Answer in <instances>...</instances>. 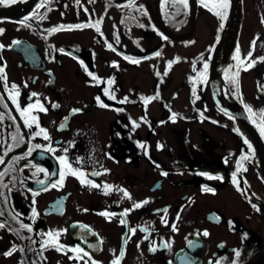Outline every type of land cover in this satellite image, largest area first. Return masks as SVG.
<instances>
[{
  "label": "flooded vegetation",
  "instance_id": "flooded-vegetation-1",
  "mask_svg": "<svg viewBox=\"0 0 264 264\" xmlns=\"http://www.w3.org/2000/svg\"><path fill=\"white\" fill-rule=\"evenodd\" d=\"M27 1L5 0L0 13L19 15ZM41 2L36 0L20 19L0 18V44L5 46L0 49V66H4L7 77L6 82L0 80V157L4 161L0 163V223L5 224L0 228V264H84L89 256L98 264H112L114 260L118 264H264L254 262L259 254L257 241L248 242L242 194L232 180L237 160L245 155L248 159L242 161V167L246 171L237 175L240 184L250 170L264 184V164L246 127L253 142L251 150L238 143L236 126L240 123L220 112L210 93L214 115L207 114V108H193L194 120L221 130L230 139L219 142L199 130L193 135L184 101L177 93H166L167 81L157 78L156 82L135 83L131 61H144L146 54L138 56L120 49L115 33L110 41L105 25L113 16L111 8L102 2L99 16L94 7L84 15L85 1L43 0L45 6L37 9ZM247 4H251V17L241 14L238 24L241 29L245 27L247 46L241 49L240 57L246 64L264 57V0H248ZM26 17H34L27 21L28 26L21 24ZM97 20L101 21L99 33ZM89 23L91 27H69ZM59 25L65 27L49 31ZM82 30L93 33L91 43L72 35ZM67 33L72 34L67 37ZM109 79L113 80L111 85ZM13 84L19 95L12 91ZM105 88L114 91L115 99L104 94ZM10 93L16 104L9 99ZM157 93L159 98L147 105L141 99L156 97ZM195 95L199 93L195 91ZM98 96L108 107L99 106ZM125 97L128 102H118ZM37 100L47 111L33 108L31 114L50 140L43 134L35 135L39 131L35 125L25 127L17 110V104L22 111ZM225 108L251 117L246 110L229 105ZM73 109L80 111L73 114ZM134 121L139 127L133 128ZM250 121L259 134L258 123L252 117ZM259 135L264 145V136ZM196 136L200 139H194ZM29 148L32 152L26 155ZM66 165L88 174L86 179L100 187L81 183L85 177L71 175ZM38 168L44 171L38 172ZM92 172L101 174L92 176ZM61 173L65 174L62 184L57 183ZM215 180L219 183L214 185ZM105 184L113 189L107 195ZM119 189L127 191L131 199ZM34 192L38 194L33 196ZM145 200L149 202L133 208ZM251 200L253 212L263 216L252 207L254 203L259 208L261 199L256 196ZM102 212L111 215L105 217ZM161 217L167 225L161 223ZM121 219L126 224H121ZM21 223L31 226L32 231L21 228ZM51 232L59 233L54 239L64 246L61 251L41 246L52 239L48 236ZM13 245L11 256L2 254ZM76 247L89 255L70 260V256L83 255L70 251Z\"/></svg>",
  "mask_w": 264,
  "mask_h": 264
},
{
  "label": "rangeland",
  "instance_id": "rangeland-1",
  "mask_svg": "<svg viewBox=\"0 0 264 264\" xmlns=\"http://www.w3.org/2000/svg\"><path fill=\"white\" fill-rule=\"evenodd\" d=\"M80 1L81 4L83 3L82 1H85L84 3L87 4V8L85 9H87V11L94 7L93 9L97 12V15L99 16L101 14L102 0H94V2H90V0ZM204 1H206L209 7H212L213 0ZM247 1L239 0V10L234 25L235 28L232 33L228 62L223 70L224 72L220 81L222 82V92L224 93V98L226 99V102L229 103V106H234L243 112L245 111V105L252 108L253 112L251 113V117L255 123H258L259 134H261L260 123L264 120V117L260 114L261 110L264 109V61L255 57L253 59V61H255L254 66L247 68V65L253 61L246 64L240 57V53L242 54V51L247 46V41L244 37L245 27L244 29H241V27H238V24L242 18L241 14L245 15L246 18L251 17V4H247ZM140 3H143L146 6L152 17L154 14V1L142 0ZM114 11L115 10H113L112 18L108 19V24L105 25V33H107L110 41L111 39H114L113 33H115L116 43H121L120 49L127 50L129 53L138 56L146 54L144 61L140 58H135L134 60H138L139 63H132L134 64V68L131 73L134 75L135 83L156 82L157 78V81H167L168 88L166 93H177L180 95V99H183L184 101L188 119H191L189 121V126L190 129L192 127L191 133L193 135H196L197 130H199L207 132L210 136L214 137L216 141H229L230 136L226 133L215 129L211 125H207L205 122L200 123L197 120H194L196 115L193 114V108H207V114L211 115V117L214 115L213 104L209 93L211 65L217 50L216 48L222 43V41L224 42L225 39L224 36L229 19L230 6L227 18L223 21L218 19L212 11L208 10V8L199 6L196 17V26L194 28L195 31L193 35L184 42H179L177 40L171 41L168 38L162 40L158 35L148 31L147 29H132L129 33L130 35L126 36V32L124 33V30L119 25L118 12ZM71 12L72 10L68 13ZM84 13V15H87V12L84 11ZM190 22L186 28L182 30L174 31L168 28L167 29L174 33H186L187 35L190 32ZM221 23H223L222 28ZM159 33L161 32L159 31ZM70 34L67 33V37H70ZM76 34L74 33L72 35L76 38L80 37L79 39L83 38V43L89 44V41L91 43L93 40V33L88 30H82L78 35ZM74 36L73 38L76 39ZM163 36L167 37L166 35ZM237 49H239V52H237ZM153 51L155 53L158 51L160 55L155 56L154 54L151 57H147V53L151 54ZM169 61H173V63L167 68L166 64ZM205 63L208 65L206 70L204 68ZM245 68H247V70H245ZM237 70H239V76L237 78L238 82L236 85H233L231 83V79L234 77ZM165 71H167V75L164 74ZM193 88H195V91L199 93L198 99L196 98V95L193 96L190 94ZM193 101L195 102L193 103ZM221 117L222 116H220V118ZM241 125L242 124H237L236 126L238 135L237 140L239 144L247 147L248 144H245V140H247L249 144H253V142L250 135H248L247 130L242 129ZM194 139H200V137L196 136ZM252 173L253 172L250 170L246 176L242 177L244 178L241 182L242 188H244L243 181H247V187L245 188L246 194H242V205L244 211L245 230L249 234L248 242L251 241L254 243V241H257L259 254L254 262H262L264 261V184H262L259 177L256 176L257 178H255ZM261 176L263 177L262 173ZM217 183H219V181L215 180L214 185ZM227 191L228 190L226 189L224 193L228 194L229 192ZM256 196L261 199L259 202V209L261 213H263V216L260 215V217L253 212L251 203L249 202Z\"/></svg>",
  "mask_w": 264,
  "mask_h": 264
},
{
  "label": "snow or ice",
  "instance_id": "snow-or-ice-1",
  "mask_svg": "<svg viewBox=\"0 0 264 264\" xmlns=\"http://www.w3.org/2000/svg\"><path fill=\"white\" fill-rule=\"evenodd\" d=\"M76 2L79 4L80 0H76ZM90 2H94V0H90ZM201 2L203 3V6H204V7L208 8L209 11H212L213 14L216 15L217 18L220 19L221 21H223L224 19L227 18V15H228V9H229V6H230V0H213V2H212V7H209V5H208L207 3L204 2V0H201ZM3 3H5V0H0V4H3ZM181 3H183L184 6L187 7L188 0H181ZM44 6H45V4H44V2H43V0H42V2H41L40 4L37 5V9H39V8H41V7H44ZM85 11L87 12V9H85ZM33 18H34V17H26L24 21H21V24H23L24 26H28V25H27V21H28L29 19H33ZM41 18H42V17H41ZM261 22L264 23V18H262ZM95 23H96V25H97V27H96V31L99 33V32H100V28H99L98 25L101 23V21H100V20H97ZM91 26H92V24L89 23V24H86V25H75V26H69V27H77V28H79V27H91ZM64 27H65V26H63V25H59V26H56V27L50 29L49 31H50V32H56V31H58V30H62ZM222 27H223V23H221V28H222ZM2 33H3V30L0 29V34H2ZM117 39H118V38H117ZM164 39H167V37H164ZM13 43H14V44H18V43H20V42H19V41H14ZM253 44H255V42H253ZM4 47H5L4 45L0 44V49H3ZM108 47H109L110 49H112L113 51H115V49L112 48V45H111V44H109ZM60 51H63V49H60ZM237 52H239V49H237ZM155 55H156V56H159L160 53H159V52H156ZM247 55L250 57V56H251V52H249ZM124 58H125V59H130V58L127 57V56H125ZM0 59H2V57H0ZM234 59H235V57H234ZM260 59H261V60H264V57H261ZM131 62H133V63H139L138 60H132ZM241 62H243V61H241ZM168 63H169V66H170V65L173 63V61H169ZM254 64H255V61H253L252 63L248 64V65H247V68H251V67H253ZM113 66H116L115 63L113 64ZM194 67H195V65H194ZM207 67H208V65H207V63H205V64H204V68H205V70L207 69ZM247 68H245V70H247ZM164 74L167 75V71H165ZM89 75H92V74L89 73ZM238 76H239V70H237V72L235 73L234 77L231 79V83H232L233 85H236V84H237V82H238V80H237ZM93 79H98V78L95 77V76H93ZM190 79H191V78H190ZM0 80H4L5 82L7 81V77H6L5 72H4V66H0ZM112 83H113V80L109 79V80H108V84L111 85ZM5 86H6V84H5ZM11 88H12V91L16 93V95H19V93L16 92V85H15V84H13V85L11 86ZM192 93H193V96H195V88L192 89ZM104 94L107 95L109 99H115L114 91L110 90V88H105V89H104ZM32 96L35 97V96H37V94H36V93H32ZM158 98H159V94L157 93V96H156V97H146V98H145V97H142L141 99L143 100L144 104L147 105L151 100H153V99H158ZM196 98L198 99V97H196ZM2 99H3V98L0 97V100H2ZM9 99H11L12 102H13L14 104H16L15 97H14L13 95H11V93L9 94ZM96 100H97V102L99 103V106H100V107H102V108H103V107H108V105H106V104L103 103V101L100 99L99 96L96 97ZM118 102H119V103H126V102H128V98L125 97L124 100H121V101H118ZM194 102H195V101H193V103H194ZM16 106H17V110L21 112V117L24 118V125H25V127L29 128V129H32L33 125H35V127H36L37 129H39V131L36 132L35 135L38 136V135H40V134H43V138H44L45 140H50V137L48 136L46 129H44V128H42V127L40 126V123H39V121H38V118H37L35 115H32V114H31L33 108H37L40 112H45V111H47V109L44 107V105L41 104V103L39 102V100H37L35 105H29L28 107L24 108L22 111L20 110V107H19L18 104H17ZM4 107H7V105L5 104ZM52 107H54V108H58L59 105H58V104H53ZM245 110L248 111L249 113H252V112H253L252 108H251L250 106H248V105H245ZM79 111H80V109H73V110H72V113L75 114V113H77V112H79ZM260 114H261L262 117H264V109L261 110V113H260ZM201 116H203V113H201ZM174 117H175V114H173V119H174ZM249 118L251 119V117H249ZM66 120H67V118H65V121H66ZM60 127L63 128V127H64V124H61ZM136 127H139V124L136 123V122L134 121V122H133V128H136ZM260 133H261L262 136H264V120H262L261 123H260ZM244 142H245V144H248V148H249V150H251V144H249L247 140H245ZM139 146H140V147H145V145H143V144H141V145H139ZM35 147H36V148H39L40 145L37 144V145H35ZM48 150H49V151H52V149H51L50 147H49ZM8 151H11V147L8 149ZM65 151H67V150H65ZM31 152H32V148H29L28 153H26V155H30ZM4 155H7V152H5ZM17 159H19V158H17ZM246 159H248L247 156H245V155H241V157L237 160L236 171H234V172L232 173V180H233V183H234V185L236 186L237 191H238V192H241V194H246V193H245V188L247 187V181H246V180L243 181L244 188H242V187H241V184H240V181L237 179V175H238V173L241 172V171H246V169H244V168L242 167V161H243V160H246ZM61 161L64 162V158H63V157H61ZM0 163H4L2 157H0ZM66 166H67L68 172H69L71 175H73V176L79 175L80 177H85L84 179L81 180V183H85V184L89 185V186L92 187V188H99V187H100V185L94 183L92 180H88V179H86V176H87L88 174H86V173H82V172H78V170L72 169L70 165H66ZM37 171H38V172H42V171H44V170L38 168ZM105 172H107L106 169H105ZM100 174H101V173H99V172H92V173H91L92 176H98V175H100ZM162 174H163V175H166L167 173H162ZM0 175H3V173H0ZM64 178H65V174H64V173H61V175H60V181H58L57 183H61V184H62V181H63ZM208 178H209V179H212L213 177H208ZM216 178L219 179L220 177H216ZM38 182H39L40 184H42V185L45 183L44 181H38ZM103 187H104V194H105V195H107L110 191L113 190V189H112V186L107 185V184H105ZM45 190H46V188H45ZM203 190H204V191H209V192L212 191V189H210V188H205V189H203ZM119 191H122V192H123L124 197H126V198H128V199H131V196L129 195V193H128L127 191H125V190H123V189H119ZM37 194H38V193L34 192V193H33V196H35V195H37ZM253 195H254V194H253ZM148 202H149V201L145 200V201H143L142 203H135V204L133 205V208H140V207H142L143 204H147ZM249 202L251 203V200H250ZM33 204H35V200H33ZM252 207H253L254 209H256V211H260V209L257 207L256 204L252 203ZM128 211H131V209H129V210H125L124 213H121V216L126 215ZM163 211H164L165 214L167 213V209H164ZM32 212H33V216H35V215H36V210H35L34 207H33V209H32ZM100 215L105 216V217H108V216H110L111 214L108 213V212H102V213H100ZM178 218H179V214L177 215V219H178ZM161 223L167 225V220L164 219V217H161ZM121 224H126V221L123 220V219H121ZM20 226H21V228H25V229H27L29 232L32 231V228H31V226H29V225H25V224H22V223H21ZM3 227H5V224H4V223H0V228H3ZM171 228H172L173 231H176V226H175V224H172V225H171ZM141 230H142V231H146V229H141ZM129 231L135 232V229H129ZM203 235H204V236H207V235H208V232L205 231V232L203 233ZM48 236H49L50 238H52V239L44 241V243H43L41 246H42V247H55L57 251H61V250L63 249L64 246L58 244V242L54 239V237H58V236H59V233H58V232H51V233H48ZM29 239H30V238H29ZM145 239H147V236L145 237ZM126 242H127V241L125 240V243H126ZM165 246L167 247V245H165ZM137 247L139 248V244L137 245ZM149 250H150V251H155L156 249H155V248H150ZM13 251H15V246H14V245H13V247H12L11 250L5 251V252H3L2 254L5 255V256H11V255L13 254ZM70 251H73V252H76V253H83L82 256H77V257H71V256H70V257H69L70 260H71V259H74V258H75V259H83L84 256H88V255H89L87 252H85L82 248H79V247L72 248V249H70ZM123 255H124V253H123V251H121V252H120V256L122 257ZM236 256H237V257L240 256V252H239V251L236 252ZM89 261H91V264H98L97 261L91 260V257H90V256H89V260H88V261H84V264H89ZM112 264H118V260H114V261L112 262ZM232 264H236V262L233 261Z\"/></svg>",
  "mask_w": 264,
  "mask_h": 264
},
{
  "label": "trees",
  "instance_id": "trees-1",
  "mask_svg": "<svg viewBox=\"0 0 264 264\" xmlns=\"http://www.w3.org/2000/svg\"><path fill=\"white\" fill-rule=\"evenodd\" d=\"M107 9L111 8L118 12L119 25L124 30L126 36L132 29H147L159 36L160 39H164V36L156 30L152 23L149 10L142 0H102ZM206 3V1H204ZM203 6L201 0H197V7ZM191 0H188L187 7L181 3V0H160V18L163 25L171 30H182L186 28L190 22L191 14ZM158 52V51H157ZM155 52L148 55L151 57ZM171 66V65H170ZM166 64V67H170Z\"/></svg>",
  "mask_w": 264,
  "mask_h": 264
},
{
  "label": "water",
  "instance_id": "water-1",
  "mask_svg": "<svg viewBox=\"0 0 264 264\" xmlns=\"http://www.w3.org/2000/svg\"><path fill=\"white\" fill-rule=\"evenodd\" d=\"M36 0H28L26 2V4L23 6L22 8V13H20L19 15H14V14H10L8 12H1L0 13V18L5 17V18H9V19H20L25 13L29 12L35 4ZM237 0H230V11H229V19L226 25V32H225V36H224V42H223V49L225 50L224 52V56H223V61L219 67V69L217 70V74L214 78V81L211 82L210 80V84H209V93H211V97H212V102L213 104L219 109L220 112L227 114L233 118H235L240 124H242L244 127H246V129L248 130L249 134H251L255 145L257 146L260 156H261V164L263 166L264 164V145L262 144L261 141V137L260 135L257 133L256 129L254 128L253 124H251L250 119L243 113H240L237 110H229L227 108H225L224 106H221L218 102L217 99L215 97V94L213 93V88H214V84L217 83L218 80H221L222 74H223V70L226 67V64L228 62V57H229V52H230V43L232 41V33L234 31V25L236 22V18H237ZM159 5H160V0H156L155 6H154V14L151 17L152 23H154V25L156 26L157 30H159L163 35H166V33H164L162 30L159 29V26L157 25V20L160 21L161 25L166 28L163 25L162 19L160 18V9H159ZM191 22H190V32L184 36V37H179L176 39H170L168 36L167 38L171 41H179V42H184L187 41L188 38H190L194 31H195V26H196V20H197V13H198V7H197V0H191ZM167 29V28H166Z\"/></svg>",
  "mask_w": 264,
  "mask_h": 264
},
{
  "label": "bare ground",
  "instance_id": "bare-ground-1",
  "mask_svg": "<svg viewBox=\"0 0 264 264\" xmlns=\"http://www.w3.org/2000/svg\"><path fill=\"white\" fill-rule=\"evenodd\" d=\"M153 1H154V4H153V8H154L156 0H153ZM236 5H237V14H238L239 0H237ZM157 25L159 26V29L162 30L164 33H166L167 36L170 39H176V38H179V37L186 36V33H177V32L174 33L171 30H168V29L164 28L161 25L160 21H158V20H157ZM216 49L217 50L215 52V55H214V58H213V62H212V65H211V82L214 81V78H215V76H216V74L218 72L217 70L219 69V67H220V65H221V63L223 61L222 59H223L224 52H225V50L223 49V41H222L221 44H219V46ZM213 93L215 94L217 102L221 106L226 107L228 105V103L226 102V99L224 98V93L222 92V82L220 80H218L217 83L214 84ZM241 126H242V129H244L243 125H241ZM263 177H264V169H263Z\"/></svg>",
  "mask_w": 264,
  "mask_h": 264
}]
</instances>
